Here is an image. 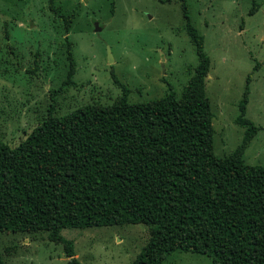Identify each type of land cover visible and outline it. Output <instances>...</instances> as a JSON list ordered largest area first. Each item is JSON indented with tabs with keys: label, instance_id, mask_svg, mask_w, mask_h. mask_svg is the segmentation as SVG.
<instances>
[{
	"label": "trees",
	"instance_id": "trees-1",
	"mask_svg": "<svg viewBox=\"0 0 264 264\" xmlns=\"http://www.w3.org/2000/svg\"><path fill=\"white\" fill-rule=\"evenodd\" d=\"M55 2L49 8L68 31L75 13L62 14ZM185 4L199 63L181 96L170 89L144 102L124 96L64 115L49 109L16 145L0 135V233L45 231L72 256L63 229L141 222L149 239L131 264H162L174 250L207 254L213 264H264V166L243 158L258 131L244 117L248 90L237 118L243 142L217 155L206 93L211 60ZM65 45L72 81L73 43Z\"/></svg>",
	"mask_w": 264,
	"mask_h": 264
},
{
	"label": "rangeland",
	"instance_id": "rangeland-1",
	"mask_svg": "<svg viewBox=\"0 0 264 264\" xmlns=\"http://www.w3.org/2000/svg\"><path fill=\"white\" fill-rule=\"evenodd\" d=\"M184 3L211 60L206 93L214 151L229 155L242 144L246 127L237 118L248 90L244 117L258 131L243 158L264 166V0H56L62 14L75 13L68 31L48 0H0V135L16 145L50 112L64 115L124 96L144 102L170 89L181 96L199 63ZM67 41L73 43L72 81L66 79ZM61 235L72 256L45 231L1 232L0 247L7 264H69L73 257L79 264H131L149 226L113 223ZM162 264H213V258L174 250Z\"/></svg>",
	"mask_w": 264,
	"mask_h": 264
},
{
	"label": "water",
	"instance_id": "water-1",
	"mask_svg": "<svg viewBox=\"0 0 264 264\" xmlns=\"http://www.w3.org/2000/svg\"><path fill=\"white\" fill-rule=\"evenodd\" d=\"M95 28H96V30H100V29H101V27L98 25V23L96 24ZM109 54H110V56H111V51H110V49H109Z\"/></svg>",
	"mask_w": 264,
	"mask_h": 264
}]
</instances>
